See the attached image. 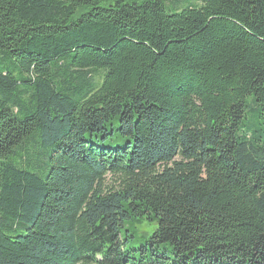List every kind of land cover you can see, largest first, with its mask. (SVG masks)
Listing matches in <instances>:
<instances>
[{
	"label": "trees",
	"instance_id": "16d2710c",
	"mask_svg": "<svg viewBox=\"0 0 264 264\" xmlns=\"http://www.w3.org/2000/svg\"><path fill=\"white\" fill-rule=\"evenodd\" d=\"M0 264H264V0H0Z\"/></svg>",
	"mask_w": 264,
	"mask_h": 264
},
{
	"label": "rangeland",
	"instance_id": "374dc122",
	"mask_svg": "<svg viewBox=\"0 0 264 264\" xmlns=\"http://www.w3.org/2000/svg\"><path fill=\"white\" fill-rule=\"evenodd\" d=\"M189 1H192V0H179V5L183 6L186 2L188 3ZM180 2H181V4H180ZM186 7H183V8L181 7L180 9H176L175 4H173V2H171V1L166 4V10L169 12H177V11H180V10L186 8ZM137 227H138L137 230L141 232L140 236L142 235V232L143 233L149 232V231L153 230V228H154L153 226H150L147 223L138 224Z\"/></svg>",
	"mask_w": 264,
	"mask_h": 264
}]
</instances>
